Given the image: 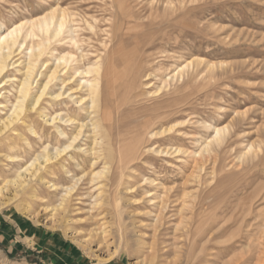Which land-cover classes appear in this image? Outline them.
<instances>
[{"label":"rangeland","instance_id":"1","mask_svg":"<svg viewBox=\"0 0 264 264\" xmlns=\"http://www.w3.org/2000/svg\"><path fill=\"white\" fill-rule=\"evenodd\" d=\"M53 9L75 15L83 30L77 33L78 47L68 39L52 41L43 62L49 65L52 54L72 52L80 66L87 67L97 56L85 55L94 53L107 66L114 57L124 56L116 63L123 72V88L109 106L115 137L123 139L115 145V160L107 159L116 184L105 188L106 203L94 210L91 195L97 191L88 177L104 163L90 168L88 155L73 150L65 154L73 157L65 162L72 176L53 165L55 175H46L67 187L87 174L78 185L69 218L58 213L48 222L32 219L35 210L57 207L64 194L63 188L49 194L40 183L34 196L29 192L0 213L28 218L40 230L67 239L85 256L83 264H111L119 258L123 264H192L188 261L192 252L200 256V264L258 263V239L264 231V0H0V34ZM92 19L97 21L92 23L94 32L83 22ZM25 53L14 54L11 63L25 60ZM19 62L6 70L2 81L8 82L0 84V122L10 113L23 79ZM190 63L193 66H187ZM43 67L37 69L34 91L45 83L44 74L51 66ZM49 88L40 112L26 113L25 121L17 124L18 136H0V183L13 179L18 166L26 167L46 146L64 147L67 139L60 137L57 126L68 136L72 128L46 123L39 115L68 113L85 119L70 98L51 99L60 86L52 83ZM218 128H228L224 141L219 148L212 146L213 159L200 169L194 155L204 150ZM153 131L166 132L154 138ZM86 143L89 146L83 139L78 145L86 148ZM106 148L108 157L112 148ZM15 153L20 157L14 162L6 159ZM127 187L132 192L127 193ZM171 189L173 201L184 193L193 199L185 198L186 205L172 203L164 221L157 223L158 207L145 193L163 196ZM102 225L111 233L106 242L95 240L84 247L82 234ZM40 255L30 254L25 246L10 253L0 244V264H47Z\"/></svg>","mask_w":264,"mask_h":264},{"label":"bare ground","instance_id":"2","mask_svg":"<svg viewBox=\"0 0 264 264\" xmlns=\"http://www.w3.org/2000/svg\"><path fill=\"white\" fill-rule=\"evenodd\" d=\"M83 22L85 23V25L88 26L90 31L92 32L96 31V26L92 24V23L97 24V21L95 19L94 20L92 19L91 22L89 20H83ZM80 23H78V21L75 19V15L70 14L64 10L53 9L52 11L40 17L28 19L19 24H16L11 29H5V31L0 34V84L3 85L8 82L7 80L2 81L6 70L10 66L16 65V63L20 61L19 59L18 61L11 63L14 58L13 55L16 54L17 52H20V53H23L24 51L26 52L24 54V57L26 59L19 62V64L17 65L18 67L19 65L23 66V69H24L23 79L20 81L18 85V90H17V94L15 97V103L12 104L10 113L8 114V116H6V118L1 120L0 122V136H3V137L6 136V138H8L10 136L14 137L20 134L19 133L20 130H17V127H16L17 124L19 123L21 124V122L23 123L25 121L26 113L34 112V111L40 112L39 109L41 107L40 106L41 101L44 96L48 95L47 90L50 89L49 87L52 83H55L56 85L60 86L59 91L57 93L50 94L52 97L51 98L52 100L54 101L60 100L62 97L70 98L73 101L74 105H78L80 108V111H83L85 113L84 120L71 117L70 115H68V113L64 116L63 114L49 116L48 114L44 113L42 115L41 114L42 112L40 113L41 115L39 116L43 117L46 123H50V124L57 123V124H60L64 128L71 127L73 131L71 132L70 136H68L69 134L67 135V133L65 132L63 128H61L60 126H57V130H58L60 137H64L67 139V140L65 139L66 142L64 143L63 148L59 146V147H53L49 149V147L46 146L45 148H43V151L41 153H39L38 155H35V158L26 167L18 166L19 169L16 170L17 174L14 171L16 175L14 174L15 177L13 179H10V180L2 179L3 181L2 183H0V211L16 203L17 201L21 200L22 197L25 194L27 195L29 192H32L34 196V192H36L35 186H37L40 183L42 185L47 186V188L49 189L48 191L49 194H54V193L56 194L57 191H59L61 188H63L64 194L62 196L60 204L57 207H52L48 205V206H45L42 211L35 210L31 213L32 219L34 220L42 219L48 222L49 220H52V218L55 215L58 216V213H60L63 216V218L64 217L69 218V214L70 213L71 215L73 214L72 213L73 210L71 209L72 202L74 198H76V196L79 194V193L77 194L78 185L80 184L82 179L87 177L86 176L87 174L84 173L82 177L79 179L74 178V184L67 186V187L60 186L56 183H53L47 180L46 175L47 173H50V172L51 174L55 175V173H53L51 169L53 165V168H56V167L57 168L59 167L61 169L63 168V170L68 176H72L65 162H67L73 157L70 153L68 155H65V154L68 152H72L73 150L74 152L75 150L76 152L78 150V152H83L88 155V157L90 158L89 160L90 168H93V167L95 168L98 164L104 163V166L102 167V169L95 171V172L94 171L90 172L89 177H88L89 184L93 186L94 188L93 190L97 191V195H95V197H93V194L91 195V198H93L94 200V204H93L94 210L95 208L98 209L102 207V205L106 203L105 202L106 198L103 197L106 194L105 188H108V187L111 188L112 186L116 184L115 179L113 178L112 175H110L111 169H110V166H108V163L112 164V162H108L107 159L110 158V160L112 159L111 161L115 160V152H114L115 145L119 144L118 142L120 140L122 141L123 139L119 140L117 139L118 137L117 138L115 137V130H116L115 123L116 122L115 120L112 119L113 113L111 112L110 110L111 108L109 106H111V104L113 103V100H115V97L118 96L116 95L117 90L119 92V89L123 88V84H122L123 72L119 71L116 68L117 66L116 63L117 61L123 62L124 56L119 53L120 55L114 57L110 62L107 61L108 62L107 66L104 64L106 62H102L101 57L98 55H95L94 53L92 54L88 53L85 55L86 58H89L90 55L97 56L96 57L97 60L94 63H89L87 67H81L79 59H77L76 55H74V53L72 52H69L63 55H58V56L52 54L53 62L52 63L48 62V63H51L49 65L47 64V62H43V58L49 51L52 41L61 42V41L68 39V42H67L68 44L78 47L77 36L79 34L77 33L80 30H83L80 26ZM97 35L98 34L95 33L96 37ZM95 52H98V51H95ZM79 58H80V55H79ZM120 63H118V65H120ZM196 63L199 64L202 62L197 60ZM192 64L193 63H190L187 66H190ZM42 66L46 68H48V66H51V67L48 69L47 73L44 74V78L46 80L45 83L43 85L40 84L39 86H37V90L34 91L33 85L36 79L35 78L36 72H37L38 67H42ZM40 76H43V75L40 73ZM63 76H67V77L63 78ZM166 81H163V82H166ZM73 82H75V87L70 86ZM126 88L127 87H125V89ZM79 93H82L83 95H78ZM75 115H78V114H75ZM124 119H127V118H124ZM124 119H120L119 122L122 120L125 121ZM33 128L32 127L30 128L31 133L33 135H37L35 128L34 129ZM227 130L228 128L216 129L214 138L208 141V143L206 142V146L204 147V150H202V152H200L199 154L194 155L196 167L202 169L203 164L205 162H208L211 159H213L214 148L212 146L214 145L215 147L219 148L222 145L224 141V136L226 135ZM165 132L166 131L164 132L153 131L150 133L152 134V137L155 138L159 135L164 134ZM19 138L21 139V136ZM83 139H86V142H89L88 144L89 146H87V143H86L85 145L86 148H83L84 146L82 147L78 145L80 141ZM25 140H26L27 146L31 147L29 138L26 137ZM107 146H110L112 148V151L110 150L111 152L108 157H107L108 153L105 152L107 149L106 148ZM159 153H165V152L159 151ZM3 154H6V153H3ZM65 156L69 159L64 158ZM19 157L18 155H16V153L6 155V159L12 162H14L15 159ZM80 165L81 164L79 163L77 164L78 167H80ZM126 190H127V193H130L132 192L133 189L132 187H127ZM172 190L173 189H171L168 193H166V195H163V196L153 195V194H150L149 192L145 193L146 197L150 198L148 201L150 203L152 202L153 205H156L158 207V210H159L157 212L158 215L156 214L157 216H155L157 223H160L162 220L164 221L163 218L166 216V212L170 208L172 203L176 202V204L178 203L185 204L186 201H184V199L191 197L189 193H184L183 198L181 197V199H176L173 201L172 196L171 197L169 196ZM181 200H183V202ZM157 207H156V210H157ZM183 208H186V207H184L183 205L181 210L179 209L180 214L182 213ZM99 217H100V214H99ZM68 221L70 222V220ZM76 223H79V222L77 221ZM93 227L94 228L91 229L88 235H84L81 233L82 238H81L80 243L84 245V247L91 246V244L95 242V240L103 244L104 242H106V237L109 234H111L108 231L106 225H102L100 227L99 226L98 227L93 226ZM262 228H261V232H262ZM188 233L191 234L192 230L191 231L189 230ZM81 234H78L76 236H80ZM258 244L260 245V248H261L260 255L259 257L257 256L258 263H255V261L253 262L255 264H264V231H263L262 236L258 239ZM200 259L201 258L199 255L197 254L195 255V252H192L191 256L188 258V261H190V263L193 262L192 264H200ZM250 261L251 260H247L244 264H249Z\"/></svg>","mask_w":264,"mask_h":264},{"label":"crops","instance_id":"3","mask_svg":"<svg viewBox=\"0 0 264 264\" xmlns=\"http://www.w3.org/2000/svg\"><path fill=\"white\" fill-rule=\"evenodd\" d=\"M0 244L10 253L14 249L18 251L25 246L30 254L35 252L41 254L38 257L47 264H83L85 262V256L79 254V249L67 239L56 233L40 230L28 218L25 219L13 213H0ZM111 264H123V259H116Z\"/></svg>","mask_w":264,"mask_h":264}]
</instances>
